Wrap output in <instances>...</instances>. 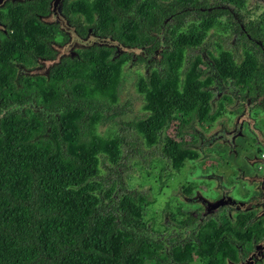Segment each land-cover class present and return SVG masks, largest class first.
I'll return each mask as SVG.
<instances>
[{"label": "trees", "instance_id": "1", "mask_svg": "<svg viewBox=\"0 0 264 264\" xmlns=\"http://www.w3.org/2000/svg\"><path fill=\"white\" fill-rule=\"evenodd\" d=\"M220 1L237 6V0ZM41 3L46 5L45 0L18 4L2 22L14 34L0 41V57L25 64L31 61L27 55L46 52L33 34ZM207 6V0L70 3L71 14L93 18L96 35L126 45L147 40L150 51L157 49L161 21L172 15L176 27H164L166 34L170 30L165 38L170 49L163 55L168 81L162 83L153 71L147 83L140 77L136 84L143 109L149 111L148 120L158 124L154 133L174 109L187 114L194 111L205 121L209 95L200 89L204 84L198 79L195 59L188 61L182 90L176 88L185 49L198 45L207 30L220 28L216 16L222 13L203 11L201 19L183 29L186 12L180 10ZM112 52L108 46L83 49L77 59L54 67L48 81L16 80L20 88L13 84L12 62L0 61V88L8 89L0 90L4 110L0 117V264H190L194 256L204 260L202 264H239L264 239L263 225L241 217L218 225L207 220L196 229L194 241L164 253L162 244L141 222L147 196L126 190L120 175L112 182L107 176L106 186L77 194L98 178L99 165L114 167L116 174L124 167L119 150L122 141L111 136L109 128L97 133L111 117L108 112L126 64V54L114 57ZM213 60L220 76L227 71L236 83L243 78L226 53ZM244 65L245 84L255 77L264 83V73L256 76L247 60ZM79 70L82 73L77 74ZM181 144L165 139V157L175 171L192 158Z\"/></svg>", "mask_w": 264, "mask_h": 264}, {"label": "flooded vegetation", "instance_id": "2", "mask_svg": "<svg viewBox=\"0 0 264 264\" xmlns=\"http://www.w3.org/2000/svg\"><path fill=\"white\" fill-rule=\"evenodd\" d=\"M37 1L5 0L0 5V41L10 39L14 34L12 30L7 32L8 27L5 28L2 22L8 19L9 13L14 11L16 5L33 4ZM45 1L46 5L41 3L37 10L38 13L35 14L38 25L33 24V34L41 46L45 47L46 52L37 57L27 55L31 61L27 59L29 62L25 61V64H17L15 59L0 57L1 62L3 60L12 62L13 84L16 88H20L16 80L25 77L33 78L34 81L39 82L41 78L48 81L49 74L54 67L65 61L77 59L79 51L94 46H104L94 43L86 48H67L61 53L58 63L47 67L42 66V62L52 61L56 58L58 48L66 47L71 42L70 35L63 31L58 24L47 21L50 14L55 13L63 19L72 29L73 37L79 39L104 37L94 33L93 18L71 14L70 3L76 0H59L58 5L55 0ZM86 1L90 2L91 0ZM253 1L237 0V6H235L220 0H207L206 8H182L180 10L186 12L182 18L183 29L191 21L201 19L203 11L207 13L212 10L222 12L216 16L217 21L221 22V27L207 30L198 45L185 49L182 65L178 69L176 90H182L180 83L184 78V72L189 67L188 61L195 59L198 79L204 84L200 89L209 95L205 121H201L200 117L197 118L194 111L187 114V112L182 113L174 109L169 117L165 115V125H161L154 133L153 130L158 124L148 120L149 111L143 109V96L137 91V80L141 77L144 83H147L153 71H156L162 83L168 81L163 55L166 50L170 49L169 44H165L166 36H170V30L166 34L164 27L172 26L171 30L176 27L171 19L172 15L161 21L159 34L156 37L157 49L155 50H149L151 44L147 40H142L139 44L126 45L110 38L119 46L129 49V51H121L116 46H110L113 49L112 56L127 55L126 64L121 69L119 83L122 70L136 75L133 80V88L141 100V111L136 120L122 121L119 125L120 128H117L116 131L113 127H107L111 136L122 141L119 147L120 152L121 147L124 146V149L129 148L133 154L140 156L143 162L151 157L163 164L162 175L158 176L161 180V190L166 188L167 179L177 175L178 172L172 170L173 167L165 157L163 149L166 138L172 142L176 140L175 143L181 142V147L189 150L192 155V158L185 160L195 167L192 174L185 178L188 183H178V188L170 192L172 199L179 200L183 206L189 205V208H180L176 205L172 207L171 203L165 202L161 208L159 230H152V224L150 225L151 235L155 236L162 244L163 252H169L174 246H182L194 241L193 234L196 233V229L207 220H211L217 225L227 222L230 218L229 212L236 214L235 217L249 219L250 222H256L264 227V179L260 181L261 178H264V150L262 147L264 144V83L261 84L257 77L253 78L249 84H245L244 81V74H247L245 73V60L252 63L255 75L264 73V0ZM42 12H46V14L39 16ZM72 16L74 21L70 22ZM80 28L85 29V35L79 33ZM223 53H226L233 64L239 68L240 77H243L239 79V82L236 83L233 80L230 72L226 71L223 76L217 73L213 59ZM119 83L110 106L111 110L108 112L111 117L106 120L105 125L109 124L112 119L127 116L129 113V103L117 105L116 94ZM0 90L8 89L2 87ZM0 110V117H2L4 113L2 106ZM142 125L143 127H141ZM124 129L129 132L132 130L140 132L142 137L136 140L130 133L127 136L128 140L125 141L122 138ZM172 130L173 138L167 137L166 133L172 132ZM217 141L220 144V149L210 150L213 143ZM120 157L122 158L121 154ZM202 163L208 164L202 167V170L199 169V173L196 172V166ZM213 164L217 166L211 169L209 166ZM169 166L173 175L167 172ZM239 183H243L247 190L252 191L250 196L237 198L234 195ZM193 198L195 201L192 200ZM227 198L235 203L241 202L240 199H242L246 203L253 201L254 204L248 211H239L235 206L227 204L222 205L216 211H209L211 207H207V202L214 203L223 199L228 203ZM207 213L208 215H206ZM222 213L225 217L221 215ZM234 219L232 220L234 221ZM255 230H258L257 226ZM254 247L244 258L254 256ZM242 261L240 260L239 264Z\"/></svg>", "mask_w": 264, "mask_h": 264}, {"label": "rangeland", "instance_id": "3", "mask_svg": "<svg viewBox=\"0 0 264 264\" xmlns=\"http://www.w3.org/2000/svg\"><path fill=\"white\" fill-rule=\"evenodd\" d=\"M252 2L254 1L252 0ZM81 72L82 70H79V73ZM135 76L136 75L127 73L125 70H122V75H121L120 83L117 88V94H116L118 106H121L124 103H129V106H130L129 113L127 114V116L116 117L115 119H112V121L109 124L98 127L97 128L98 134L104 133L107 127H111V128L113 127L114 130L116 131L117 128H120L119 125L122 121H129V120L131 121V119L136 120L137 116L140 115L141 100L138 94L136 93V90H134L133 88V80ZM141 127H143V125ZM122 131H123L122 138H124L125 141L128 140L127 136L130 133L134 135L135 138L133 139L138 140L139 138L142 137V134L140 132H134V130H132V132H129L128 130H125V129ZM166 136L169 138H173V130L172 132L168 131L166 133ZM166 140L167 142L168 141L170 142V139L166 138ZM219 145L220 144L218 143V141L214 142L210 150H213V151L217 150L219 148ZM120 154L122 155V159H123L121 160V164H123L124 167L118 168V174L114 172L113 170L114 167L112 166L105 168L102 165H99L98 178H96L93 181L95 183L91 182L88 186L84 187L82 190L77 192V194L81 195V192L83 191L91 192L92 190H96L97 188L101 186H106L105 179L107 178V176H108L107 180L112 182L116 179L117 175H120V178H122V183L126 190L139 191L141 193H144L147 196V200H148L147 205H145L141 211V222L142 224H145L147 227H149V230H150V225L152 224V230L154 231L159 230V225H160V220H161L160 219L161 208L165 202L171 203L172 207L176 205L180 208H185V209L189 208V205L183 206V204L179 200L172 199L170 197V192L178 188V183L180 184L188 183V181L185 180V178L189 177L195 168L187 160H184L181 168L178 170V172L176 171L177 175L171 176L169 179H167L166 188L161 190V186H160L161 180L158 178V176L160 174L162 175L163 169L161 168L163 164L158 163L157 159H152L151 157L147 158L146 161L143 162L140 156H138L137 154H133L131 150H129V148L124 149V146L121 147ZM207 164L208 163H202V164L197 165L196 172L199 173L200 172L199 169L202 170V167L206 166ZM215 166L217 165L213 164V165H210L209 167L212 169V167H215ZM106 169H109L110 172L107 173ZM167 172L170 175L171 174L173 175L170 169V166L168 167ZM96 185H98V187ZM251 193L252 191L247 190L243 186V183H239V186L237 187L234 195L237 198H241L245 196L247 198V196H250ZM192 200L195 201L194 198ZM227 200H229V198H227ZM240 200L241 202L239 203H246L242 199ZM222 201L224 202L222 205L227 204L229 206H235L237 210L241 211L235 205L237 203L234 202V204H231V202H233L231 200H229L228 203L225 202L223 199ZM214 203L207 202V207H211L212 209L214 207ZM221 203H217V206H219ZM220 207H218L217 209H219ZM217 209H212V211H216ZM221 215L225 217L224 213H222ZM228 216L230 217L228 222L232 223L233 222L232 219L235 218L236 214L229 212ZM206 217H209V216H206ZM164 253H167V252L165 251ZM251 256L250 258L253 260L254 256L253 257ZM246 259L247 258H244V256L241 257V260H243L241 263L246 261ZM202 263H204V260H199V258L196 256H194L191 261V264H202ZM145 264H149V263L145 262ZM255 264H264V259L260 261H256Z\"/></svg>", "mask_w": 264, "mask_h": 264}, {"label": "water", "instance_id": "4", "mask_svg": "<svg viewBox=\"0 0 264 264\" xmlns=\"http://www.w3.org/2000/svg\"><path fill=\"white\" fill-rule=\"evenodd\" d=\"M5 0H0V5L4 2ZM18 1H22V0H18ZM59 0H55L56 4L58 5ZM47 21L48 22H56L60 25V28L67 32L70 35L71 38V42L70 44H68L66 47H60L58 48V55L56 56V58L52 61H44L42 62V66H52L56 63H58L59 61V57L61 55V53H63L64 49H73L74 47H79V48H86V47H90L92 46L94 43H97L98 45H104V46H116L118 50L121 51H129V49H126L122 46H119L118 44H116L115 42L111 41L110 38L108 37H103V38H85V39H79L77 37H73V31L70 27H68V25L66 24V22L59 18L55 13L50 14L47 17ZM263 150H264V144L262 145ZM264 177V176H263ZM264 178H261L260 181H262ZM230 200V198H229ZM222 202V203H221ZM217 203H221L219 206H217ZM224 202L222 200L215 202L214 203V207L212 209H217L218 207H220ZM231 204H234V202H231ZM254 202H249V203H237L235 204L237 206V208H239L241 211H248L249 209L252 208ZM216 205V206H215ZM207 209V208H206ZM209 210V211H212ZM209 213V212H208ZM208 213L206 215H208ZM254 259L252 260L250 257L246 259V261H244L243 263L240 264H255L256 261H260L262 259H264V239L262 241H260L259 243H257L254 247Z\"/></svg>", "mask_w": 264, "mask_h": 264}]
</instances>
